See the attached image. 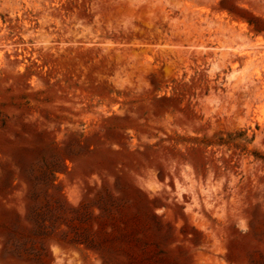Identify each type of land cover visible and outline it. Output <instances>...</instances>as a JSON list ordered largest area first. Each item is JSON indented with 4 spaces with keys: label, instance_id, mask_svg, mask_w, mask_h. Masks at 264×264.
Masks as SVG:
<instances>
[{
    "label": "rangeland",
    "instance_id": "1",
    "mask_svg": "<svg viewBox=\"0 0 264 264\" xmlns=\"http://www.w3.org/2000/svg\"><path fill=\"white\" fill-rule=\"evenodd\" d=\"M0 264H264V0H0Z\"/></svg>",
    "mask_w": 264,
    "mask_h": 264
}]
</instances>
